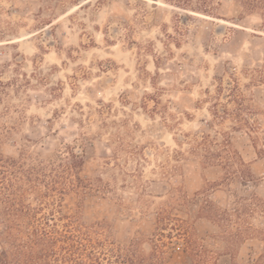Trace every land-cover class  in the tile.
Returning <instances> with one entry per match:
<instances>
[{"label":"rangeland","instance_id":"rangeland-1","mask_svg":"<svg viewBox=\"0 0 264 264\" xmlns=\"http://www.w3.org/2000/svg\"><path fill=\"white\" fill-rule=\"evenodd\" d=\"M249 2L0 0L5 264H264Z\"/></svg>","mask_w":264,"mask_h":264},{"label":"trees","instance_id":"trees-1","mask_svg":"<svg viewBox=\"0 0 264 264\" xmlns=\"http://www.w3.org/2000/svg\"><path fill=\"white\" fill-rule=\"evenodd\" d=\"M257 3L264 7V0H250L249 5L253 6V5H256ZM0 167H2V166L0 165ZM11 213H12V210L10 211V213L7 214V216L9 217L11 215ZM13 215L14 216H18V214H13ZM10 229H11V227L5 226L4 232H3L4 234L1 237V239L3 241H1V242L12 246V244H13V240L12 239L13 238H12V235L10 234ZM30 236L33 237L32 239L28 238L29 242L32 243V244H34V243H39L40 244L41 243V244H45V245L47 244L48 245V244H52L53 243V239L48 238L49 236L46 233H43V232L40 233V235H31L30 234ZM261 242L263 244V249H262V254L259 256V258H263L264 257V234H263V238H262ZM23 255L25 257L29 256L28 254L26 255L25 252L23 253ZM9 256H10V254L6 250L2 249L1 250V254H0V264L7 263V259L9 258Z\"/></svg>","mask_w":264,"mask_h":264}]
</instances>
